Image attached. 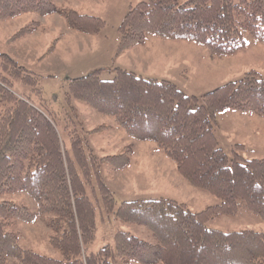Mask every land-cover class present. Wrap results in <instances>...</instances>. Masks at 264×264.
Returning a JSON list of instances; mask_svg holds the SVG:
<instances>
[{
    "label": "trees",
    "instance_id": "obj_1",
    "mask_svg": "<svg viewBox=\"0 0 264 264\" xmlns=\"http://www.w3.org/2000/svg\"><path fill=\"white\" fill-rule=\"evenodd\" d=\"M25 13L57 14L68 29L86 35L104 27L100 18L58 8L53 0H0L1 21ZM34 26L20 27L9 41L31 34ZM118 33L117 54L152 36L230 56L245 49L248 39L264 45V0H141L129 7ZM103 70L69 80L65 105L71 106L72 100L87 104L114 119L129 138L155 143L182 179L219 202L198 212L168 198L127 200L116 206L99 168L105 163L112 170L126 169L132 147L94 156L86 151L79 126L65 113L61 121L67 148L58 132L60 119L45 107L38 77L0 53V264L12 259L16 264H264V232H223L207 226L210 220L240 212L264 222V159L243 158L240 144L233 145L229 158L215 137L218 114L264 118V75L246 72L203 94L191 108L198 99L168 80L120 68L107 80L100 77ZM17 79L39 95V105L13 93ZM20 193L34 201L35 212L4 199ZM98 198L107 216L143 227L147 238L117 230L112 243L88 253L96 239ZM40 215H48V242L59 259L19 245L15 223H33Z\"/></svg>",
    "mask_w": 264,
    "mask_h": 264
},
{
    "label": "rangeland",
    "instance_id": "obj_2",
    "mask_svg": "<svg viewBox=\"0 0 264 264\" xmlns=\"http://www.w3.org/2000/svg\"><path fill=\"white\" fill-rule=\"evenodd\" d=\"M141 0H53L58 8H74L83 14L96 16L104 21V27L94 35L81 34L66 27L57 14L40 16L21 14L15 18L0 20V53L8 55L17 65L39 79V87L47 103L45 107L57 114L59 135L69 148L68 133L63 118L69 113L77 124L86 151L100 158L119 154L124 147L133 149L131 163L124 170H112L100 165V177L112 192L116 206L135 199L168 198L184 203L189 210L198 212L218 203L211 194L190 186L178 174L175 164L157 149L153 142L129 138L116 125L114 119L97 113L87 104L72 100L65 105L69 80L103 67L100 77L112 79L114 69L134 71L144 77L165 79L174 83L189 96L200 97L215 88L237 80L249 71L264 75V45L252 39L246 48L230 56L212 55L208 49L186 41H168L148 37L143 45L121 54L116 53L119 39L118 26L130 6ZM183 1V0H180ZM32 24L34 31L19 40H10L20 27ZM52 50L49 51L50 47ZM8 65V64H7ZM10 68L11 66L8 65ZM12 91L19 97L31 98L39 105L40 97L18 79ZM61 112V114L59 113ZM215 137L219 147L232 156L235 144L243 145L239 154L245 159H264V118L249 113L230 112L216 116ZM107 126L91 132L99 126ZM4 199L27 207L35 212L36 204L24 193L5 195ZM94 202L95 200L91 198ZM48 215H40L33 223L16 222L13 229L19 234V245L39 254L59 259L60 254L48 242ZM96 239L87 252H96L107 243L117 230L147 238L146 231L138 225L119 223L114 216H107L98 198L96 205ZM207 226L223 232L254 230L264 232V222L249 213L222 216L210 220ZM10 264H16L11 260ZM138 264V263H129Z\"/></svg>",
    "mask_w": 264,
    "mask_h": 264
},
{
    "label": "crops",
    "instance_id": "obj_3",
    "mask_svg": "<svg viewBox=\"0 0 264 264\" xmlns=\"http://www.w3.org/2000/svg\"><path fill=\"white\" fill-rule=\"evenodd\" d=\"M100 68H103V67H100ZM131 71V70H130ZM134 72V71H133ZM143 76V75H142Z\"/></svg>",
    "mask_w": 264,
    "mask_h": 264
}]
</instances>
